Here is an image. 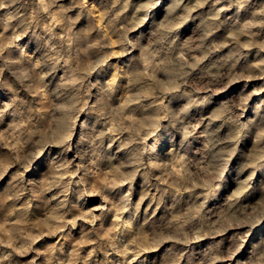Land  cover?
I'll list each match as a JSON object with an SVG mask.
<instances>
[{
  "label": "rangeland",
  "instance_id": "374dc122",
  "mask_svg": "<svg viewBox=\"0 0 264 264\" xmlns=\"http://www.w3.org/2000/svg\"><path fill=\"white\" fill-rule=\"evenodd\" d=\"M0 4V264H264V0Z\"/></svg>",
  "mask_w": 264,
  "mask_h": 264
},
{
  "label": "clouds",
  "instance_id": "9594fccd",
  "mask_svg": "<svg viewBox=\"0 0 264 264\" xmlns=\"http://www.w3.org/2000/svg\"><path fill=\"white\" fill-rule=\"evenodd\" d=\"M3 5L2 4H0V7H2Z\"/></svg>",
  "mask_w": 264,
  "mask_h": 264
}]
</instances>
